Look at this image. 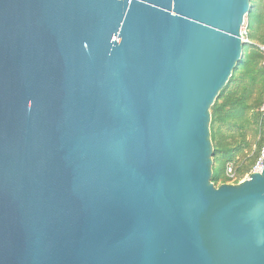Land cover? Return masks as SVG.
I'll return each instance as SVG.
<instances>
[{
    "label": "water",
    "instance_id": "water-1",
    "mask_svg": "<svg viewBox=\"0 0 264 264\" xmlns=\"http://www.w3.org/2000/svg\"><path fill=\"white\" fill-rule=\"evenodd\" d=\"M251 10L0 0V264H264V168L212 181Z\"/></svg>",
    "mask_w": 264,
    "mask_h": 264
},
{
    "label": "trees",
    "instance_id": "trees-1",
    "mask_svg": "<svg viewBox=\"0 0 264 264\" xmlns=\"http://www.w3.org/2000/svg\"><path fill=\"white\" fill-rule=\"evenodd\" d=\"M251 4L248 37L253 42L258 40L259 43H264V0H251ZM253 24L255 25L254 33L251 30ZM263 61L264 54L259 47L245 43L242 60L212 107L213 139L218 141L224 128H227L226 132L231 137L232 133L239 135L237 143L218 141L216 145L217 166L214 167L212 177L216 185L220 182H229L227 169L230 164L237 169L239 180L250 172L264 142V122L259 112L264 101ZM251 113L255 115L251 116ZM248 135L257 139L254 155L237 163L235 157L239 153L243 154L245 149L252 148V141L247 140ZM226 137L228 138V135Z\"/></svg>",
    "mask_w": 264,
    "mask_h": 264
},
{
    "label": "built area",
    "instance_id": "built-area-1",
    "mask_svg": "<svg viewBox=\"0 0 264 264\" xmlns=\"http://www.w3.org/2000/svg\"><path fill=\"white\" fill-rule=\"evenodd\" d=\"M243 36H244V41L246 43L255 44L256 46L259 47V49L264 54V43H256V42H253L251 39H249L247 25L244 26V28H243ZM263 63H264V61H263ZM259 112L261 114V119L264 122V101H263L262 105L259 108ZM263 158H264V142H263V144H262V146H261V148L259 150V154H258L257 160H256L253 168L243 178H241L239 180L238 175H237V171H236L237 169L235 168V166L233 164H230L228 166L227 175L229 176V179H230L229 182L238 183L240 181H243L245 179H248L250 177V175L252 173H254V172H261L262 169L264 168V165L262 164L263 163Z\"/></svg>",
    "mask_w": 264,
    "mask_h": 264
},
{
    "label": "rangeland",
    "instance_id": "rangeland-1",
    "mask_svg": "<svg viewBox=\"0 0 264 264\" xmlns=\"http://www.w3.org/2000/svg\"><path fill=\"white\" fill-rule=\"evenodd\" d=\"M247 27H248V31H250L249 29V16H248V19H247ZM252 32L254 33L255 32V25L253 24L252 25ZM255 41V40H254ZM256 43H259L260 41L256 40L255 41ZM212 112V110H211ZM253 116L254 113H251ZM255 115V114H254ZM226 129L227 128H224L223 131L221 132L222 135L221 137L219 136V140L218 141H221V142H231V143H237V139L239 138V135H237L236 133H232L233 136L231 137L230 134H227L226 132ZM211 133H212V129H211ZM226 135H228V138L226 137ZM225 137V138H224ZM211 140H212V144H213V152H214V155H213V159H214V165L213 167L217 166V163H216V160H215V150H216V145H218V141L214 140L213 139V135L211 136ZM247 140L248 141H252V148L251 149H245L244 153H239L236 157H235V160L237 163H240L244 158H248V157H252L254 155V151L257 147L256 145V142H257V139H254L252 136L248 135L247 137ZM222 183H218L217 186H220Z\"/></svg>",
    "mask_w": 264,
    "mask_h": 264
}]
</instances>
